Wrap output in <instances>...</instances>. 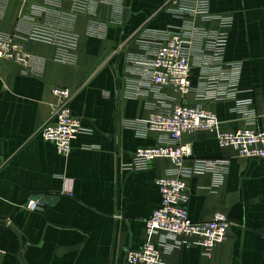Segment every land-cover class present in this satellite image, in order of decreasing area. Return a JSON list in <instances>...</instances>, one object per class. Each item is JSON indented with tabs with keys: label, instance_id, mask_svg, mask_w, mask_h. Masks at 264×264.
<instances>
[{
	"label": "crops",
	"instance_id": "0c3cea01",
	"mask_svg": "<svg viewBox=\"0 0 264 264\" xmlns=\"http://www.w3.org/2000/svg\"><path fill=\"white\" fill-rule=\"evenodd\" d=\"M169 0H113L112 22L79 16L76 64L56 61V47L26 40L33 72L0 61V249L2 264H129L128 253L148 239L146 223L161 206L157 179L171 168L166 159L126 170L137 149L154 147L158 133L141 135L131 125L148 119L159 92L136 96L139 77L129 60L150 59L158 36L181 24L165 10ZM46 0H0V34L24 37L20 23ZM64 8H71L64 3ZM211 13L230 16L227 63H241L238 99L264 110V0H211ZM204 27L214 30L216 22ZM194 69L192 83H199ZM56 87L75 92L71 108L85 132L71 153L59 154L40 131L52 119ZM134 90V91H133ZM132 91V92H131ZM163 94L179 99L170 88ZM194 104V96L186 99ZM227 130L243 123L234 102L207 104ZM264 129V119L259 122ZM199 159L227 162L223 180L206 174L189 180V217L209 222L218 213L232 222L227 240L204 256L189 239L180 248L168 241L162 264H264V161L237 157L212 133L187 134ZM50 197L36 212L23 206ZM159 234L154 241H162Z\"/></svg>",
	"mask_w": 264,
	"mask_h": 264
},
{
	"label": "built area",
	"instance_id": "2783aa9c",
	"mask_svg": "<svg viewBox=\"0 0 264 264\" xmlns=\"http://www.w3.org/2000/svg\"><path fill=\"white\" fill-rule=\"evenodd\" d=\"M64 3L71 8L65 9ZM113 0H46L44 5H33L27 17L30 28L24 37L18 33L0 34V61H9L22 67L26 73L33 72L35 57L26 50L25 41L32 40L56 47V61L76 64L80 37L75 30L79 16H94L102 22H112ZM165 10L180 19L181 24L149 37L154 44L151 58H133L129 66L139 81L133 91L140 94L159 92L156 103L150 106L147 120L133 123L131 127L141 135L154 132L160 142L154 147L139 148L126 170L148 166L166 159L171 168L156 181L161 195V206L146 223L148 239L142 247L128 253L129 264H162L163 256L170 252L168 241L180 248L189 239L198 238L204 256H210L217 244L227 240L232 222L227 215L218 213L209 222H194L188 213L189 180L195 176L211 174L223 180L227 162L199 159L194 156L190 144L183 143L187 134L212 133L223 148H232L238 158L264 161V129L259 122L264 110L258 111L251 99H238L241 63H227L225 53L229 31L233 25L230 16L211 13V0H169ZM216 22L217 28L203 25ZM199 69V83L194 86L192 74ZM170 88L179 98L163 94ZM132 92V91H131ZM52 119L40 131L42 138L52 143L59 154L71 153L72 143L85 132L82 121L75 115L71 102L75 92L69 88L56 87ZM194 96V104L186 99ZM234 102L235 112L243 126L236 130L223 128L216 113L207 104ZM44 203L41 198L31 199L23 210L36 212ZM159 234L166 235L162 241H154ZM0 249V264H2Z\"/></svg>",
	"mask_w": 264,
	"mask_h": 264
},
{
	"label": "water",
	"instance_id": "95a60500",
	"mask_svg": "<svg viewBox=\"0 0 264 264\" xmlns=\"http://www.w3.org/2000/svg\"><path fill=\"white\" fill-rule=\"evenodd\" d=\"M38 198H41V197H36V199H38ZM50 201H52V199L50 197H43L42 198L43 203L50 202Z\"/></svg>",
	"mask_w": 264,
	"mask_h": 264
}]
</instances>
